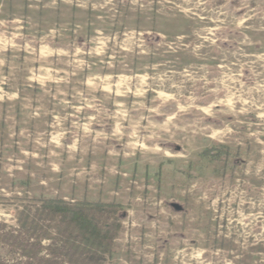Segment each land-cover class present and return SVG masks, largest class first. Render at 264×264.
Segmentation results:
<instances>
[{"label": "rangeland", "instance_id": "374dc122", "mask_svg": "<svg viewBox=\"0 0 264 264\" xmlns=\"http://www.w3.org/2000/svg\"><path fill=\"white\" fill-rule=\"evenodd\" d=\"M0 45L32 59L0 61V264H264V0H0ZM133 158L108 249L49 247L40 200L113 202Z\"/></svg>", "mask_w": 264, "mask_h": 264}, {"label": "trees", "instance_id": "16d2710c", "mask_svg": "<svg viewBox=\"0 0 264 264\" xmlns=\"http://www.w3.org/2000/svg\"><path fill=\"white\" fill-rule=\"evenodd\" d=\"M37 211L55 222L56 237L59 239L51 243L55 245L53 248L56 250L59 242H63L60 247L66 250L67 244L69 249L73 250L72 255L76 254V245L84 243L89 247L88 250L93 248H102L103 251L107 250L116 230L120 228V221L126 216V211L121 208L120 204L115 202H71L62 198H46L40 200V205ZM105 212L108 216L115 213L114 217L108 218V221H101L99 214ZM12 241L14 245L21 251L32 253V245L40 246V243H35L33 239L22 231L12 234ZM26 253V252H25ZM26 257V256H25ZM31 257V256H30ZM102 258V255L101 257ZM58 260L56 255L49 257V264H56Z\"/></svg>", "mask_w": 264, "mask_h": 264}, {"label": "crops", "instance_id": "0c3cea01", "mask_svg": "<svg viewBox=\"0 0 264 264\" xmlns=\"http://www.w3.org/2000/svg\"><path fill=\"white\" fill-rule=\"evenodd\" d=\"M16 47L15 46L2 47L0 45V61H29V60L32 61V59L30 58L31 57L30 55H26L22 51L18 52V48H16ZM48 48H53V46L48 44ZM42 60L43 59H41L40 61H42ZM46 112H48V111H46ZM14 118L15 119H13V122H19L20 121L19 117L16 119V116H14ZM28 121L33 122V123L40 122V124L44 125V124H47L48 117H46V116L43 117V116H41L40 113L32 112L31 115L28 116ZM129 163L132 166L128 170H124L123 169L124 167H122V165H116L117 167H115L114 165H111V168H112L111 171H113V168L114 169L117 168L120 172L119 176L114 177V174H112L111 177L113 178V180L117 179V184L124 185V187H123L124 189H117L116 192L115 191H107L108 190L107 189L105 193L103 191H97V194H99V196L101 197V200L105 199L108 201H113V202L121 204V206H123L122 204H125V203H126V205L137 204V200H139V198L142 196V193H140V191L136 190L139 188H134V189L129 188L127 185L129 184L130 180L126 181L124 179L128 178L129 176H132L134 174L138 175V176L141 175L140 177H142L144 172H142L140 170L145 167V164L142 165L143 162L140 160V158H138V159L133 158V159L129 160ZM120 168H121V170H120ZM144 170H146V169L144 168ZM79 174H81V173L74 172V174L72 176L74 179H76L79 177ZM106 176H108V174H106ZM108 178H110V176H108ZM152 182H153V180H152ZM149 186L152 187V185H149ZM102 196H104V197H102ZM75 201H77V200H75ZM94 201H98V199L94 200ZM160 201L161 200H159V202ZM124 210H126V216L123 219H125L127 217V210L128 209L124 208Z\"/></svg>", "mask_w": 264, "mask_h": 264}, {"label": "water", "instance_id": "95a60500", "mask_svg": "<svg viewBox=\"0 0 264 264\" xmlns=\"http://www.w3.org/2000/svg\"><path fill=\"white\" fill-rule=\"evenodd\" d=\"M173 207L177 210H180L181 209V206L177 203H172Z\"/></svg>", "mask_w": 264, "mask_h": 264}]
</instances>
